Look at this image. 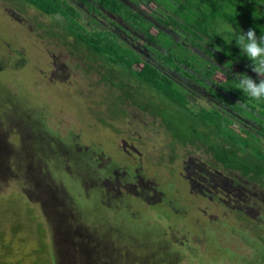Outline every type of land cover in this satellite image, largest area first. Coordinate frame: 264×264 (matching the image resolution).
I'll use <instances>...</instances> for the list:
<instances>
[{"label":"rangeland","instance_id":"374dc122","mask_svg":"<svg viewBox=\"0 0 264 264\" xmlns=\"http://www.w3.org/2000/svg\"><path fill=\"white\" fill-rule=\"evenodd\" d=\"M68 1L86 27L112 30L195 91L199 106L217 104L118 15ZM59 20L0 0V262L264 264V188L136 106L112 113L116 93L97 62L50 34Z\"/></svg>","mask_w":264,"mask_h":264},{"label":"trees","instance_id":"16d2710c","mask_svg":"<svg viewBox=\"0 0 264 264\" xmlns=\"http://www.w3.org/2000/svg\"><path fill=\"white\" fill-rule=\"evenodd\" d=\"M12 1L60 18L61 31L50 34L97 62L103 81L116 93L112 113L120 108L126 115L125 104L136 106L159 118L174 141L206 151L225 169L264 188V102L248 100L235 87L237 74L260 79L235 35L249 29L264 35V0H81L90 11L101 7L141 32L157 46L151 51L163 66L205 84L225 109L199 106L194 91L115 32L86 27L68 0Z\"/></svg>","mask_w":264,"mask_h":264},{"label":"clouds","instance_id":"9594fccd","mask_svg":"<svg viewBox=\"0 0 264 264\" xmlns=\"http://www.w3.org/2000/svg\"><path fill=\"white\" fill-rule=\"evenodd\" d=\"M235 41L243 54L252 61V71L260 77L257 82L247 74H237L235 87L242 91L248 100L254 103L264 102V35L258 37L253 29L246 33L241 30L235 35Z\"/></svg>","mask_w":264,"mask_h":264},{"label":"flooded vegetation","instance_id":"af4514ba","mask_svg":"<svg viewBox=\"0 0 264 264\" xmlns=\"http://www.w3.org/2000/svg\"><path fill=\"white\" fill-rule=\"evenodd\" d=\"M182 76V75H181ZM183 77V76H182ZM185 78V77H184ZM185 79H187V78H185ZM189 80V79H188ZM191 81V80H190ZM192 82H195V81H192ZM197 83V82H196ZM199 84V83H198ZM183 85V84H182ZM199 85H201V86H203L205 89H207V87L205 86V84H199ZM190 90V89H189ZM208 90V89H207ZM193 91V90H192ZM209 91V90H208ZM195 92V91H194ZM210 92V91H209ZM210 94L212 95V93L210 92ZM213 96V95H212ZM214 97V96H213ZM214 99H215V97H214ZM217 102V104H215V105H213L212 107H216V108H223V109H225L226 108V106L221 102V101H219V99H215ZM209 154V153H208ZM215 160V159H214ZM216 161V160H215ZM216 163H218V162H216ZM220 164V163H219ZM222 165V164H221ZM224 167V166H223Z\"/></svg>","mask_w":264,"mask_h":264}]
</instances>
